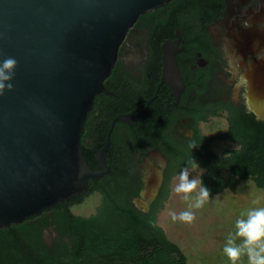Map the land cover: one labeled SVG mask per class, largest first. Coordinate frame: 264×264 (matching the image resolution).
<instances>
[{
	"label": "flooded vegetation",
	"instance_id": "flooded-vegetation-1",
	"mask_svg": "<svg viewBox=\"0 0 264 264\" xmlns=\"http://www.w3.org/2000/svg\"><path fill=\"white\" fill-rule=\"evenodd\" d=\"M198 2L200 10L193 14L187 13L191 2L170 0L138 16L103 81L105 91L95 94L83 123L80 142L89 167L107 168L90 178L97 186L103 182L102 188L130 193L131 204L142 211L160 195L177 151L184 159L203 161L184 167H199L201 176L240 148L238 140L223 136L233 123L245 118L264 123V0ZM177 34L175 56L184 87L175 97L161 81V44ZM109 131L103 164L96 154ZM218 174L230 177L222 168ZM155 181V195L146 198V182ZM94 193L100 201V189ZM45 229L43 240L51 244L53 226H47L50 242Z\"/></svg>",
	"mask_w": 264,
	"mask_h": 264
},
{
	"label": "water",
	"instance_id": "water-1",
	"mask_svg": "<svg viewBox=\"0 0 264 264\" xmlns=\"http://www.w3.org/2000/svg\"><path fill=\"white\" fill-rule=\"evenodd\" d=\"M169 1L0 0V228L78 196L107 171L87 164L83 123L129 28ZM178 37L161 44V81L175 97L184 87ZM109 143L110 131L96 154L103 164ZM146 185L143 196H154L159 181Z\"/></svg>",
	"mask_w": 264,
	"mask_h": 264
},
{
	"label": "trees",
	"instance_id": "trees-1",
	"mask_svg": "<svg viewBox=\"0 0 264 264\" xmlns=\"http://www.w3.org/2000/svg\"><path fill=\"white\" fill-rule=\"evenodd\" d=\"M187 1L191 2L187 13L200 10L198 0ZM233 124L223 136L238 140L240 148L221 156L215 169L209 168L200 176V192L204 197L210 198L225 188L235 191L243 180H251L264 189V123L245 118ZM102 139L105 140V135ZM175 156L174 169L165 176L160 195L148 211L133 207L130 193L102 188L103 182L97 186L89 178L78 196L21 223L0 228V264H187L180 246L167 237L156 218L168 197L170 178L186 165L202 166L203 161L184 159L178 151ZM89 160L90 156L87 164ZM221 168L230 173L229 178L218 174ZM96 188L100 189L101 199L95 212L75 214L72 207ZM49 225L53 226L54 238L51 244H46L42 234Z\"/></svg>",
	"mask_w": 264,
	"mask_h": 264
},
{
	"label": "rangeland",
	"instance_id": "rangeland-1",
	"mask_svg": "<svg viewBox=\"0 0 264 264\" xmlns=\"http://www.w3.org/2000/svg\"><path fill=\"white\" fill-rule=\"evenodd\" d=\"M200 173L197 166L183 168L171 178L157 224L180 246L187 264H264V189L243 180L235 191L208 198L200 192ZM98 203L94 193L72 211L89 215ZM44 235L50 242V229Z\"/></svg>",
	"mask_w": 264,
	"mask_h": 264
}]
</instances>
